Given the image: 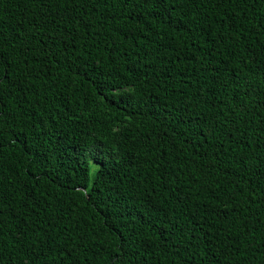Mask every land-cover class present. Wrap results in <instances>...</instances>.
Instances as JSON below:
<instances>
[{"label": "trees", "instance_id": "16d2710c", "mask_svg": "<svg viewBox=\"0 0 264 264\" xmlns=\"http://www.w3.org/2000/svg\"><path fill=\"white\" fill-rule=\"evenodd\" d=\"M0 264H264V0H0Z\"/></svg>", "mask_w": 264, "mask_h": 264}]
</instances>
